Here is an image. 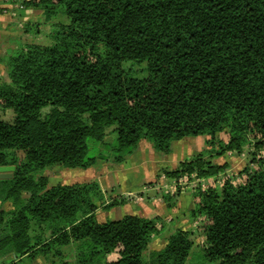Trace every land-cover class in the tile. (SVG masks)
Returning <instances> with one entry per match:
<instances>
[{"label":"trees","instance_id":"obj_1","mask_svg":"<svg viewBox=\"0 0 264 264\" xmlns=\"http://www.w3.org/2000/svg\"><path fill=\"white\" fill-rule=\"evenodd\" d=\"M55 22L50 44L26 43L4 60L0 85V258L19 264H145L160 216L125 214L99 221L96 181L56 183L37 172L51 165L87 167V139L104 142L113 126L123 160L141 139L169 153L171 142L205 135V145L178 168L179 177L216 176L211 158L264 145V0H20ZM146 61L132 76L124 62ZM49 106L47 112L41 109ZM239 180L194 191L192 217H203L205 257L218 264H264V155ZM199 187V186H198ZM195 220V219H193ZM191 231L177 228L154 252L156 264H185ZM74 244L69 261L64 246ZM111 254V257L107 255ZM14 255V257H13Z\"/></svg>","mask_w":264,"mask_h":264},{"label":"rangeland","instance_id":"obj_2","mask_svg":"<svg viewBox=\"0 0 264 264\" xmlns=\"http://www.w3.org/2000/svg\"><path fill=\"white\" fill-rule=\"evenodd\" d=\"M54 10L56 14L51 15L49 19L45 14L37 17L40 20L39 28H36L37 25L31 26L30 37H27L29 40H26L28 43L50 44L53 41L52 32L56 28L55 22L66 20L56 6H54ZM145 67L146 61L123 63V68L132 76L144 75ZM48 109L49 106H45L41 112H47ZM0 118L10 121L13 118V112L0 107ZM112 128L113 126H110L106 129L104 142L87 139L86 156L95 157V161L91 165L67 168L56 164L43 168L37 174L47 176L48 186L56 183L96 181L102 190L104 202L115 197L125 199L122 203L111 208L99 206L95 211L99 221L118 219L125 214L143 215L156 212V215L160 216L164 223V227L152 236L146 250L143 251L142 259L145 264H156L152 252L159 250L164 245L166 238L177 228L189 229L192 232L193 246L185 264H218L217 261L207 260L201 246L204 239L201 226L203 217L191 216V210L196 207L198 201L193 193L200 187L187 184L183 188L179 187L173 191L171 185L178 178L166 174V172L178 168L180 162L192 158L198 151L206 147V136H186L173 140L169 153L159 152L153 148L150 141L141 139L133 152L118 161L115 160V157L119 154L112 150L116 136ZM251 153H255V157L264 155V145L262 148L256 149L252 144H248L239 154L230 151L212 157V163L224 164L225 168L224 171L213 177L214 185H209L218 188L227 177L234 178V181L239 180V177L245 174L240 172L244 167L255 166L251 162ZM205 178H210V176ZM209 181L206 179L207 183ZM139 205L146 206L148 209L140 210L138 209ZM37 258L39 257L37 256ZM22 259L19 264L34 263L27 257Z\"/></svg>","mask_w":264,"mask_h":264},{"label":"crops","instance_id":"obj_3","mask_svg":"<svg viewBox=\"0 0 264 264\" xmlns=\"http://www.w3.org/2000/svg\"><path fill=\"white\" fill-rule=\"evenodd\" d=\"M44 14L43 9L40 7L25 8L24 5L20 6V0H1L0 2V85L8 81V77L5 72L4 60L14 50L24 46L29 40V33L32 31V27L37 25L39 28V17ZM44 18V17H43ZM33 23H36L33 25ZM32 26V27H31ZM40 32V31H36ZM40 34V33H39ZM11 40V41H9ZM27 40V41H26ZM135 150V149H134ZM140 210H147L148 208L143 205H139ZM154 214H143L142 216H155ZM64 251L69 261L74 260V244H68L64 246ZM109 254L107 257H111ZM24 258V257H23ZM23 260V259H22ZM34 263L30 264H47L40 256L33 260Z\"/></svg>","mask_w":264,"mask_h":264},{"label":"built area","instance_id":"obj_4","mask_svg":"<svg viewBox=\"0 0 264 264\" xmlns=\"http://www.w3.org/2000/svg\"><path fill=\"white\" fill-rule=\"evenodd\" d=\"M20 6H23V4H20ZM215 176H210V178H199L197 176H195V174H183L180 175L178 177V179L173 183V185H171V188L174 190H176L177 188H183L185 185H189L192 184L195 187H201L202 189H205L207 187H209L210 185H214V178ZM206 179L210 180L208 183L206 182ZM210 184V185H209ZM220 184V183H219Z\"/></svg>","mask_w":264,"mask_h":264},{"label":"water","instance_id":"obj_5","mask_svg":"<svg viewBox=\"0 0 264 264\" xmlns=\"http://www.w3.org/2000/svg\"><path fill=\"white\" fill-rule=\"evenodd\" d=\"M14 165H0V178H10L14 171ZM4 259L0 258V264H3Z\"/></svg>","mask_w":264,"mask_h":264}]
</instances>
